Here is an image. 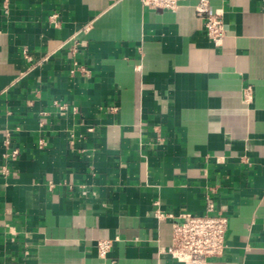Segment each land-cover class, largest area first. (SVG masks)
Here are the masks:
<instances>
[{
	"label": "crops",
	"instance_id": "1",
	"mask_svg": "<svg viewBox=\"0 0 264 264\" xmlns=\"http://www.w3.org/2000/svg\"><path fill=\"white\" fill-rule=\"evenodd\" d=\"M199 1L0 0V264H183L156 210L207 197L208 264H264V0H210L219 47Z\"/></svg>",
	"mask_w": 264,
	"mask_h": 264
},
{
	"label": "built area",
	"instance_id": "2",
	"mask_svg": "<svg viewBox=\"0 0 264 264\" xmlns=\"http://www.w3.org/2000/svg\"><path fill=\"white\" fill-rule=\"evenodd\" d=\"M182 0H140L141 4L152 10H175ZM196 13L203 19L206 34L215 46H221L227 36L222 9L213 11L210 0H200L195 5ZM57 15L51 17L56 19ZM87 31V29H85ZM25 55L29 58L27 51ZM47 59V57L45 58ZM244 99H252V89L247 87ZM9 138L10 134L7 132ZM17 149L12 150L9 156L15 157ZM159 205V203H156ZM156 216L159 219H169L172 223V243L162 249L164 254L183 264H208L211 260L221 257L227 247L226 235L229 228V219L216 209L214 200L207 197L204 214H194L190 211H181L178 214H165L158 208ZM112 240L98 241L99 256L105 259L111 249Z\"/></svg>",
	"mask_w": 264,
	"mask_h": 264
}]
</instances>
